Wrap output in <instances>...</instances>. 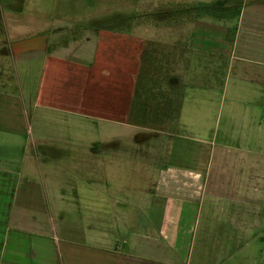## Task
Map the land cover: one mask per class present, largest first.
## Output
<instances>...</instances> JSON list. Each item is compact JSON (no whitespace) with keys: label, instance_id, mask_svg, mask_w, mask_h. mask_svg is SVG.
<instances>
[{"label":"crops","instance_id":"0c3cea01","mask_svg":"<svg viewBox=\"0 0 264 264\" xmlns=\"http://www.w3.org/2000/svg\"><path fill=\"white\" fill-rule=\"evenodd\" d=\"M24 3L5 0L0 27V264H264V0H215L224 13L190 24L225 70L200 85L222 96L184 168L132 144L150 128L129 112L155 27Z\"/></svg>","mask_w":264,"mask_h":264},{"label":"rangeland","instance_id":"374dc122","mask_svg":"<svg viewBox=\"0 0 264 264\" xmlns=\"http://www.w3.org/2000/svg\"><path fill=\"white\" fill-rule=\"evenodd\" d=\"M215 0H25L24 8L30 10L39 8L50 9L55 5L61 17L65 13L78 10L85 24L99 21L114 23L118 30H127L133 24L149 25L155 27L150 30L149 37L154 42H147L141 54L146 57L142 64L143 74L148 80L149 87L159 85L160 90L153 93L158 95L154 101H148L152 107L157 103L160 107L170 105L174 107L178 101H182L184 110L182 118L194 126L197 121L203 122L205 130L202 137L208 139L213 133L212 103L221 98V92L212 94L210 90L203 89V86H210L222 80L225 70V58L216 57L209 53L196 51L192 44V21L200 17L213 16L209 11L224 13L221 9L212 8ZM5 0H0V27L8 24L7 14L4 8ZM73 15V14H71ZM68 16V15H67ZM75 16V15H73ZM224 16L233 17V11L227 12ZM14 19V18H13ZM12 21H16L13 20ZM18 21V20H17ZM27 22V20H25ZM172 27V28H170ZM141 65V62H140ZM155 85V86H154ZM156 90V88H155ZM150 97V96H149ZM148 97V98H149ZM206 108H201V107ZM177 121L166 122L158 125L155 129L164 126L170 128L169 133L174 136L166 138L160 135L158 130L149 128L138 131L134 136L132 144L138 151L143 147L156 141L155 146L159 153L156 160L157 168L167 167H190L192 152L196 150L197 144L189 141L188 138H200L197 135L196 127L192 130L177 126ZM152 129V130H151ZM157 131V132H155ZM210 141V139H209ZM120 144L119 149L131 151V143L127 141ZM111 143H108L110 146ZM113 144V143H112ZM206 147V146H205Z\"/></svg>","mask_w":264,"mask_h":264},{"label":"trees","instance_id":"16d2710c","mask_svg":"<svg viewBox=\"0 0 264 264\" xmlns=\"http://www.w3.org/2000/svg\"><path fill=\"white\" fill-rule=\"evenodd\" d=\"M212 11H209L211 12L209 15L218 16V13H215L216 11H214V13ZM145 60L146 57L142 55L140 59L141 65L135 81V87L131 101L129 122L133 125L152 128L162 125L166 122L177 121L181 104L180 101H178L174 107L170 105L160 107L157 105V103L150 107V105L147 104L148 101L152 102L158 98L160 93L156 95L153 92L159 91L160 86L157 85L156 87H149L148 80L146 81V78L143 74L144 71L142 70V64H144Z\"/></svg>","mask_w":264,"mask_h":264}]
</instances>
